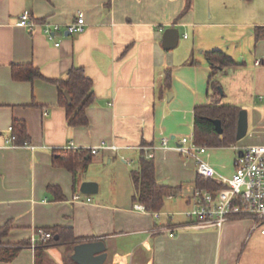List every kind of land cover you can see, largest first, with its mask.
<instances>
[{"label":"crops","instance_id":"crops-1","mask_svg":"<svg viewBox=\"0 0 264 264\" xmlns=\"http://www.w3.org/2000/svg\"><path fill=\"white\" fill-rule=\"evenodd\" d=\"M186 2L0 0V226H9L0 250L19 247L14 259L0 264H79L72 259L74 246L99 239L107 246L103 264H264V222L240 218L221 227L180 226L173 235L161 230L189 221L183 212L197 187L196 161L174 145L193 133L197 106L219 99L248 113L247 140L209 147L205 155L219 173H234L235 146L264 144V61L256 64L264 59V0H193L179 19ZM24 10L39 21L35 29L18 24ZM79 10L86 19L82 32L57 31L54 40L44 33L43 21L64 29ZM170 26L179 28L180 39L167 49L162 38ZM213 50L234 60L214 76L219 96L210 87L207 52ZM14 63H32L43 77L16 80ZM74 66L94 82L96 99L84 126L68 123L59 85L51 81ZM16 118L28 125L30 141L24 145L10 140ZM164 136L168 146L162 145ZM102 141L118 151L95 149ZM70 146L92 152L76 176L53 162L54 149ZM141 146L153 147L158 183L179 189L160 211L135 208L141 203L134 200L131 172L146 156ZM84 181H96L98 192L83 193ZM49 185L59 186L64 198ZM57 226L74 239L42 248L38 257L32 238Z\"/></svg>","mask_w":264,"mask_h":264},{"label":"trees","instance_id":"trees-1","mask_svg":"<svg viewBox=\"0 0 264 264\" xmlns=\"http://www.w3.org/2000/svg\"><path fill=\"white\" fill-rule=\"evenodd\" d=\"M193 0H187L186 5L179 15V19L189 11ZM208 60L213 67V74L210 77V87L214 94H221L220 82L214 79L218 69L234 63V60L221 50L207 52ZM192 63V61H191ZM12 74L14 79L22 81H34L43 77L40 69L32 63L12 64ZM165 81L170 85L172 73L171 69L165 72ZM59 85V104L65 107L67 112V121L70 125H87L89 118L87 108L96 99L94 91V82L89 77L85 69L81 66L72 67L64 78L52 79ZM68 91L71 100L65 94ZM241 109L236 105L221 104L219 99H213L208 104L199 105L194 112V138L195 142L209 147L230 146L237 142V120ZM214 119H220L223 132L219 133L213 122ZM11 143L14 145H24L30 141V134L27 122L23 119H14L10 134ZM92 159V152L82 148H56L54 149L53 162L63 166L75 173L78 169H86ZM135 186L134 200L143 204L148 211H160L167 197L178 193L177 187L161 185L157 181L156 167L153 157L141 155L139 167L131 172ZM196 184L198 187L215 188L220 186L213 179L197 175ZM48 189L57 194V197L63 199L64 194L59 186L49 185ZM9 226H0L1 237L8 232ZM47 230V229H46ZM70 232L69 235L66 233ZM53 236L46 242H40L36 246L38 257L42 253V248L48 247L53 243L69 242L73 240V233L62 226H57L52 230ZM19 253V247L0 250V261H10ZM76 264L74 261H71Z\"/></svg>","mask_w":264,"mask_h":264},{"label":"built area","instance_id":"built-area-1","mask_svg":"<svg viewBox=\"0 0 264 264\" xmlns=\"http://www.w3.org/2000/svg\"><path fill=\"white\" fill-rule=\"evenodd\" d=\"M18 24L33 30L39 25V21L34 18L30 10H24L18 17ZM42 26L49 39L54 40L57 31L82 32L86 26V19L84 12L79 10L76 18L64 29L61 25L48 21H43ZM55 45L59 46L60 42H55ZM263 61L262 58L257 59L256 64H261ZM169 139L164 136L161 140L162 145L168 146ZM99 148L118 151L119 146L102 141L95 149ZM151 148L153 147L141 146V149L146 150V157H153ZM174 148L181 154L194 157L197 175L213 179L220 186L215 188L197 186L190 197L191 207L183 212L189 221L184 224L165 226L161 230L173 235L174 230L180 226L195 229L221 227L228 220L240 218L254 219L256 224L264 222V144L235 146L234 173L231 176L219 173L207 160L205 155H208L209 146L196 143L194 132L182 136ZM122 158L127 163H132V160ZM75 198L80 200V194H77ZM135 208L147 210L143 204H136ZM52 236V231L39 229L32 238L31 246L36 248L38 243L46 242Z\"/></svg>","mask_w":264,"mask_h":264},{"label":"water","instance_id":"water-1","mask_svg":"<svg viewBox=\"0 0 264 264\" xmlns=\"http://www.w3.org/2000/svg\"><path fill=\"white\" fill-rule=\"evenodd\" d=\"M69 33V32H68ZM180 39V30L178 27L170 26L163 33V46L167 49L174 48ZM65 94L69 100L71 97L67 90ZM215 127L219 133L223 132L220 119L213 120ZM248 113L246 109L239 111L237 120V139L243 138L248 132ZM80 190L83 193L94 194L98 192V183L96 181H84L81 184ZM107 257V246L103 239L84 241L74 246L72 259L79 264H103Z\"/></svg>","mask_w":264,"mask_h":264},{"label":"rangeland","instance_id":"rangeland-1","mask_svg":"<svg viewBox=\"0 0 264 264\" xmlns=\"http://www.w3.org/2000/svg\"><path fill=\"white\" fill-rule=\"evenodd\" d=\"M251 130V129H250ZM247 138H248V135L247 136H244L242 139H240V140H238V142L237 143H243V141H245V140H247ZM241 140H243V141H241ZM179 217H183V215H180Z\"/></svg>","mask_w":264,"mask_h":264}]
</instances>
